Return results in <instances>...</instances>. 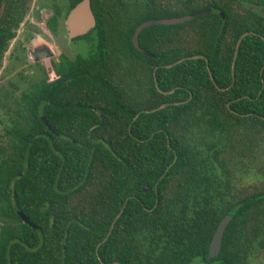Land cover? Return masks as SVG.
Masks as SVG:
<instances>
[{"label": "trees", "instance_id": "1", "mask_svg": "<svg viewBox=\"0 0 264 264\" xmlns=\"http://www.w3.org/2000/svg\"><path fill=\"white\" fill-rule=\"evenodd\" d=\"M89 5L85 52L52 96L107 100L100 114L112 116L96 135L48 137L38 118L47 86L36 87L31 122L16 123L0 159V264H251L264 241V180L234 182L218 143L240 125L264 135V0ZM204 9L143 28L137 42L152 56L134 47L141 22ZM225 215L219 252L206 258Z\"/></svg>", "mask_w": 264, "mask_h": 264}, {"label": "flooded vegetation", "instance_id": "2", "mask_svg": "<svg viewBox=\"0 0 264 264\" xmlns=\"http://www.w3.org/2000/svg\"><path fill=\"white\" fill-rule=\"evenodd\" d=\"M6 1L0 0V159L10 150L16 123L31 122V94L42 83L48 96L43 103L45 114L39 113L38 118L48 137L76 132L96 135L97 131H91L98 121L112 116L110 108L104 116L100 114L107 100L69 98L64 89L59 97L52 96L58 86H65L67 61L85 52L87 45L79 37L94 26L69 36L66 18L77 2L69 8L68 0H8V5ZM76 42L82 48L69 55L68 47ZM14 212L33 224L22 211L15 208Z\"/></svg>", "mask_w": 264, "mask_h": 264}, {"label": "rangeland", "instance_id": "3", "mask_svg": "<svg viewBox=\"0 0 264 264\" xmlns=\"http://www.w3.org/2000/svg\"><path fill=\"white\" fill-rule=\"evenodd\" d=\"M38 2L36 0V3ZM81 48V43L76 42L68 47V53L74 54ZM218 146L222 150L221 156L225 160V167L230 169L234 182L248 186L264 180V135L262 133L240 125L232 130L229 138L221 133ZM249 260L251 264H264V241L260 246L254 247Z\"/></svg>", "mask_w": 264, "mask_h": 264}, {"label": "water", "instance_id": "4", "mask_svg": "<svg viewBox=\"0 0 264 264\" xmlns=\"http://www.w3.org/2000/svg\"><path fill=\"white\" fill-rule=\"evenodd\" d=\"M210 12V9H204V10H200L195 12L194 14L191 15H182V16H178V17H167V18H159V19H148L145 20L143 22H141L134 30V33L132 35V43L134 45V47L139 50L142 54L148 55V56H152L150 53H148L147 51L141 49L138 45L137 42V36L139 34V32L148 26H151L153 24H165V25H169V24H176V23H182L184 21H188L190 19H193L195 17H199L202 15H205L207 13ZM66 22H67V27H68V31H69V36H75V35H79L82 33H85L88 29H90L91 27L94 26L95 20L93 17V14L91 12L90 9V5H89V0H80L79 2H77L68 12L67 18H66ZM250 34H253L252 32H249ZM248 33H243L237 40L236 42V46L234 49V54H233V59H232V64H231V74L233 75L234 72V63H235V59L237 56V51H238V47L239 44L241 42V39ZM261 38L264 40V37L261 36ZM196 56L193 57H184V58H180L177 61H175L174 63L171 64H167L165 65L166 67H170L175 63L181 62L185 59L188 58H194ZM207 61V60H206ZM155 70V69H154ZM210 78L213 81V78L209 72ZM171 92V91H168ZM165 104H162L156 108H153L151 110H147V112H151L154 111L156 109H159L161 107H163ZM145 190V189H144ZM121 212V211H120ZM120 212L116 215V217L120 214ZM115 217V218H116ZM20 218L22 219L23 222L31 225L33 228L35 227L33 224H31L27 218L23 215L20 214ZM230 216L229 215H225L222 217V219L218 222L208 245V253H207V258H212L215 255H217V253L219 252L220 249V245H221V239H222V235L224 232V229L226 227V225L228 224L229 220H230ZM115 219L113 220V222L111 223V226L109 228L108 234L113 226Z\"/></svg>", "mask_w": 264, "mask_h": 264}]
</instances>
